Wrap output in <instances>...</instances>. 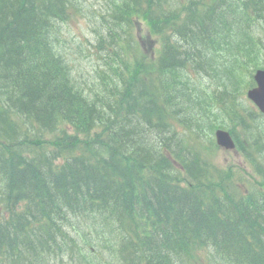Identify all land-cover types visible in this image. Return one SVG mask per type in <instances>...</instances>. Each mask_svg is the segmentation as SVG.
Wrapping results in <instances>:
<instances>
[{"label": "trees", "instance_id": "obj_1", "mask_svg": "<svg viewBox=\"0 0 264 264\" xmlns=\"http://www.w3.org/2000/svg\"><path fill=\"white\" fill-rule=\"evenodd\" d=\"M8 1L12 4L4 9L8 17L7 25H4V15L0 9V30L5 28L1 30L0 38L9 40L7 49L10 52L7 58L0 56V63L4 66L0 72V95L2 89L10 87L11 95L7 97L9 106L15 107L21 114L34 116L35 122L23 121L15 124L14 119H11L7 124L0 125V135L21 134L25 140H29L35 133L52 126L55 119L57 121L62 118L67 120L77 134H89L99 127L97 138L100 145L89 152V147L85 148V152L80 150L78 154L82 155L74 156L75 160L67 164L66 174H56L48 183L46 179L51 178L53 168L49 158L42 152H38L40 158L34 160L32 166L25 165L21 168V162L28 160L24 147L14 148L15 150L8 153L6 160L3 159L5 154L0 150V178L1 175H7L8 180L4 186L0 185V196L10 199L14 204L26 201L31 205L26 215L11 227L5 229L4 223L0 221L1 257L13 259L12 264H36L38 258L34 253L37 243L41 241L42 232L31 230L24 233V223L38 218L39 221H47L51 229L60 225H74L79 221H75L76 213L84 211L91 203V194L103 203L111 200L106 207L115 206L114 210L119 208L113 214V223L132 225L136 223L134 218L141 219L150 212L157 219L150 234L140 237L141 246L135 245V251L140 248V256L133 257L136 254L134 251H123V264H175L174 260L180 257L182 244L184 246L187 242L200 240L201 234L217 246L225 249L229 247V261H232V256L237 258V254L240 257L244 255V237L249 234H253L256 244L264 246V224L260 225L258 221L262 218L264 222V195L260 201L246 198L230 208L221 202L219 194L209 189L208 184L205 187V200L215 203L217 208L220 207L229 213L232 220L229 222L228 218H220L214 210L203 208L202 197L171 187L173 178L163 175L165 164L158 157L154 143L145 139L138 143L144 138L140 123L135 122L130 126L126 122H116L115 126H108L110 130L102 126L101 122L106 115L112 114L109 113L110 100H103L104 104L102 99L98 101L97 95L83 96L77 87L79 80L72 76L69 64H64L63 58L54 52L53 45H48L47 48L51 50L44 58L42 55V59H38V53L30 50L46 41L52 34L51 20L68 19L66 9L77 7V0H41V10L29 0ZM192 1L194 8L200 3V0ZM245 8L250 21L253 16L264 13V3L257 4L256 0H248ZM115 10L119 11V7L115 6ZM196 15L199 16L198 13ZM127 18L128 16L126 23ZM173 18L178 21L181 15H174ZM109 40V53L104 58V65L109 69L116 68L117 63L128 67L131 59L127 44H123V40L117 38L116 34ZM157 57L177 68L184 66L182 59L191 56L188 53L177 55L169 52L163 55L160 53ZM19 69L21 72L17 73ZM169 70L172 69H165L164 73ZM102 75L103 72L98 71V76ZM151 82L157 83L154 80ZM146 98L143 92L136 96L133 100L136 109L139 107L137 104L146 101ZM147 115L148 113H145L144 116ZM124 127L129 130L124 131ZM114 130L121 135L120 139L112 132ZM60 138L58 145L65 152L72 148L77 150L80 145L86 143L79 142L76 136L65 132ZM172 138L183 145L178 133H173ZM119 169L124 173L123 178L128 182V189L119 190L116 179L112 178ZM143 174L152 178H145L141 176ZM43 183L47 184L51 192ZM138 185L145 190V195L141 194L139 198L146 206L138 212H130L131 207L128 205L133 203L130 198L134 192L132 187ZM125 202L127 206H123ZM124 212L125 214H122ZM76 235L82 238L85 232L80 234L76 231ZM252 254L255 256V264H264V247L258 248V251Z\"/></svg>", "mask_w": 264, "mask_h": 264}, {"label": "rangeland", "instance_id": "obj_2", "mask_svg": "<svg viewBox=\"0 0 264 264\" xmlns=\"http://www.w3.org/2000/svg\"><path fill=\"white\" fill-rule=\"evenodd\" d=\"M83 16H85L84 13H82L79 10H76V15L73 16L72 18H69V21L60 23L59 28L63 32L64 26L68 23V25L65 26L68 29V35H67L68 44L67 45L69 46V48L73 47V50L76 53L77 58H79L78 73H79V75L85 74V78L87 79V84H88V86H90L91 82H92V76H93L92 71H91V64L87 60L83 59L78 54V51L76 49L77 45L82 44L83 47H86L85 44H88L89 42L94 41L93 36L90 34V29L88 26L89 20H85L83 18H80ZM74 43H75V45H74ZM1 57L3 58V54L1 55ZM97 59H99L98 60L99 62L102 61L100 58H97ZM262 122H264V121L262 120ZM246 127H248V125L245 126L244 128H246ZM47 138H49V136H47ZM179 138H180L181 142L183 143V145L189 141V140L185 141V140H187V138L180 136V135H179ZM224 154H226V153L220 152L218 154V156L220 157L219 162H222L224 160V158L227 157ZM120 190H124V189L120 188Z\"/></svg>", "mask_w": 264, "mask_h": 264}, {"label": "bare ground", "instance_id": "obj_3", "mask_svg": "<svg viewBox=\"0 0 264 264\" xmlns=\"http://www.w3.org/2000/svg\"><path fill=\"white\" fill-rule=\"evenodd\" d=\"M15 5V4H14ZM9 33V32H8ZM20 39V38H19ZM74 45H75V43H74ZM69 46L67 45V47H66V49H65V52H64V55L62 56V58H64V57H66L67 56V54H68V51H69ZM17 58V57H16ZM61 58V59H62ZM97 58H99V57H97ZM101 59V58H100ZM99 59H97V61H98ZM172 61V60H171ZM14 66V65H13ZM10 79V78H9ZM31 94V93H30ZM31 102V101H30ZM32 104H33V102H32ZM248 125V122H244L243 124H242V127H245V126H247ZM45 127H46V125H45ZM12 135V134H11ZM178 135H180V136H183V137H186L187 138V140H185V141H188L189 139H188V136L186 135V134H183V133H178ZM121 144V143H120ZM141 149V148H140ZM15 150V149H14ZM120 150V149H119ZM23 154V153H22ZM131 157V156H130ZM147 157V156H146ZM156 159V158H155ZM145 160V159H144ZM147 161V160H146ZM42 164V163H41ZM51 165V164H50ZM39 166V165H38ZM41 167V166H40ZM28 171V170H27ZM26 171V173H28ZM33 171V170H32ZM32 173V172H31ZM19 174H20V172H19ZM15 175V174H14ZM27 175V174H26ZM89 175V174H88ZM31 176V175H30ZM13 177H15V176H13ZM24 177V176H23ZM34 177V176H33ZM16 178H18L17 176H16ZM20 178V177H19ZM22 178V177H21ZM20 178V179H21ZM28 179H29V177H28ZM15 180V179H14ZM18 181V180H17ZM33 181V180H32ZM84 181V180H83ZM16 183V182H15ZM18 183V182H17ZM29 184V183H28ZM147 184V183H146ZM4 186V185H3ZM23 186H25V185H23ZM149 187V186H148ZM27 188V187H26ZM60 188V187H59ZM97 188V187H96ZM19 189V188H18ZM150 189V188H149ZM158 193V192H157ZM1 195V194H0ZM53 196V195H52ZM43 198V197H42ZM90 199H91V197H90ZM89 201V200H88ZM35 204V203H34ZM69 210V209H68ZM62 214V213H61ZM30 216V215H29ZM29 218V217H28ZM74 219V218H73ZM80 219V213L78 214V213H76V217H75V221H77V220H79ZM19 221V220H18ZM80 234H81V232H82V230H77ZM83 234V233H82ZM78 238H81V236H77ZM30 249V248H29Z\"/></svg>", "mask_w": 264, "mask_h": 264}, {"label": "water", "instance_id": "obj_4", "mask_svg": "<svg viewBox=\"0 0 264 264\" xmlns=\"http://www.w3.org/2000/svg\"><path fill=\"white\" fill-rule=\"evenodd\" d=\"M255 101L260 100L261 95L256 93V91L252 92V96H251Z\"/></svg>", "mask_w": 264, "mask_h": 264}]
</instances>
